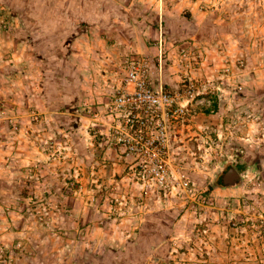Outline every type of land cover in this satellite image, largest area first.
Wrapping results in <instances>:
<instances>
[{
  "label": "rangeland",
  "instance_id": "374dc122",
  "mask_svg": "<svg viewBox=\"0 0 264 264\" xmlns=\"http://www.w3.org/2000/svg\"><path fill=\"white\" fill-rule=\"evenodd\" d=\"M7 1L0 264H264V0H65L61 41ZM132 58L194 90L164 115L163 158L106 124L124 123L107 108Z\"/></svg>",
  "mask_w": 264,
  "mask_h": 264
},
{
  "label": "built area",
  "instance_id": "2783aa9c",
  "mask_svg": "<svg viewBox=\"0 0 264 264\" xmlns=\"http://www.w3.org/2000/svg\"><path fill=\"white\" fill-rule=\"evenodd\" d=\"M151 63L149 58L127 61L126 87L114 95L107 108L109 116L120 113L124 117V123L115 125L114 119V123L106 124L115 130L118 143L138 158H163L168 137L164 115L167 111L184 113L189 102L182 101L194 93L191 85L177 92L156 88L151 79ZM155 130L159 136L152 139Z\"/></svg>",
  "mask_w": 264,
  "mask_h": 264
},
{
  "label": "trees",
  "instance_id": "16d2710c",
  "mask_svg": "<svg viewBox=\"0 0 264 264\" xmlns=\"http://www.w3.org/2000/svg\"><path fill=\"white\" fill-rule=\"evenodd\" d=\"M14 11H16L22 21H25V25H31L29 30H32L33 27H38L41 30H47L46 35L51 37H57L61 41V37L67 31L64 29L62 23H59L60 20L57 17L58 14L61 16L66 15V6L65 0H9L7 1ZM62 3V5H60ZM58 9H63L64 11L58 12ZM62 26L63 31H58L57 28ZM57 27V28H56ZM65 38V37H63ZM52 42H50L51 44ZM65 43L68 41L65 40ZM60 45V44H59ZM59 47L61 51V56L65 53L63 43ZM44 57H51V55L46 54ZM219 185L224 187L223 182H220Z\"/></svg>",
  "mask_w": 264,
  "mask_h": 264
},
{
  "label": "water",
  "instance_id": "95a60500",
  "mask_svg": "<svg viewBox=\"0 0 264 264\" xmlns=\"http://www.w3.org/2000/svg\"><path fill=\"white\" fill-rule=\"evenodd\" d=\"M242 181L241 174L238 170L232 169L223 175V184L226 187H236Z\"/></svg>",
  "mask_w": 264,
  "mask_h": 264
},
{
  "label": "crops",
  "instance_id": "0c3cea01",
  "mask_svg": "<svg viewBox=\"0 0 264 264\" xmlns=\"http://www.w3.org/2000/svg\"><path fill=\"white\" fill-rule=\"evenodd\" d=\"M86 35H88V34H84L82 37H79V39H78V42L81 44V42L82 41H84V39H85V37H86ZM161 65V64H160ZM158 68H159V73L157 74V80L156 81H158V82H160V83H162L161 85H159V86H156V87H161V88H163V81H164V77H163V74H162V65H161V67L160 66H158Z\"/></svg>",
  "mask_w": 264,
  "mask_h": 264
},
{
  "label": "flooded vegetation",
  "instance_id": "af4514ba",
  "mask_svg": "<svg viewBox=\"0 0 264 264\" xmlns=\"http://www.w3.org/2000/svg\"><path fill=\"white\" fill-rule=\"evenodd\" d=\"M232 169H233V168L228 169L227 171L224 172V174L227 173V172H230ZM224 174H223V175H224ZM222 182H223V176H222Z\"/></svg>",
  "mask_w": 264,
  "mask_h": 264
}]
</instances>
